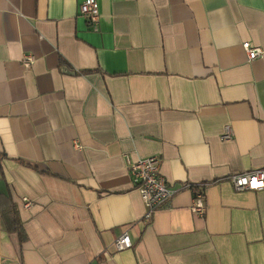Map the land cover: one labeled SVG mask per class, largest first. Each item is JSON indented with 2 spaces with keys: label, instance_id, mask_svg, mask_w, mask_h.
Masks as SVG:
<instances>
[{
  "label": "crops",
  "instance_id": "obj_1",
  "mask_svg": "<svg viewBox=\"0 0 264 264\" xmlns=\"http://www.w3.org/2000/svg\"><path fill=\"white\" fill-rule=\"evenodd\" d=\"M84 1L0 0V264H264V190L229 179L264 167V0ZM154 154L178 191L147 219Z\"/></svg>",
  "mask_w": 264,
  "mask_h": 264
},
{
  "label": "built area",
  "instance_id": "obj_2",
  "mask_svg": "<svg viewBox=\"0 0 264 264\" xmlns=\"http://www.w3.org/2000/svg\"><path fill=\"white\" fill-rule=\"evenodd\" d=\"M80 14L86 19L87 24L97 28L100 22L101 13L97 0H85L80 5ZM244 47L248 58L254 60L262 55L263 49L253 46L249 41L244 42ZM35 60L31 53L23 55L22 62L25 66H30ZM234 135L233 129L227 125L222 134V138L229 140ZM127 168L131 174L133 185L139 190L141 197L147 207L145 217L150 219L154 212L165 205L169 199L178 191V188L168 183L166 177L161 172V157L157 154L138 159L126 158ZM234 188L238 191L264 190V167L232 174L229 177ZM203 184L198 186L202 187ZM188 186L187 184L183 185ZM201 189V188H200ZM198 189L193 196L191 209L198 215H203L206 211V198L203 189ZM25 205L29 206L31 201L25 197ZM115 249L122 251L133 246V241L127 231L120 234L114 242Z\"/></svg>",
  "mask_w": 264,
  "mask_h": 264
},
{
  "label": "trees",
  "instance_id": "obj_3",
  "mask_svg": "<svg viewBox=\"0 0 264 264\" xmlns=\"http://www.w3.org/2000/svg\"><path fill=\"white\" fill-rule=\"evenodd\" d=\"M1 213L7 222V227L9 229L18 230L19 229V222L17 218V212L14 206H6L0 205Z\"/></svg>",
  "mask_w": 264,
  "mask_h": 264
}]
</instances>
